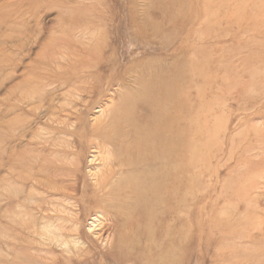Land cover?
Returning a JSON list of instances; mask_svg holds the SVG:
<instances>
[{
    "label": "rangeland",
    "instance_id": "obj_1",
    "mask_svg": "<svg viewBox=\"0 0 264 264\" xmlns=\"http://www.w3.org/2000/svg\"><path fill=\"white\" fill-rule=\"evenodd\" d=\"M137 23L157 38L140 33ZM95 44L110 61L116 89L102 107L121 102L136 76L162 62L177 75L176 96L186 108L175 119L186 130L185 173L174 199L184 225L165 226L175 241L168 255L137 250L129 236L121 256L133 249L137 264H165L168 257L167 264H264V0H0V264H133L117 251L128 224L94 202L76 205L24 179L39 177L47 160L72 165L81 147H74L73 130L92 135L86 128L106 118L99 95L89 109L77 110L83 120L62 114L61 107L76 102L65 93L85 86L79 82L54 96L55 110L47 108L56 88L50 77L72 75L65 54ZM124 82L131 85L123 90ZM16 150L33 166L15 167ZM47 170L55 175V168ZM52 208L67 218H45L54 216ZM66 227L80 240L67 236ZM46 231L63 233L69 243L56 244Z\"/></svg>",
    "mask_w": 264,
    "mask_h": 264
},
{
    "label": "bare ground",
    "instance_id": "obj_2",
    "mask_svg": "<svg viewBox=\"0 0 264 264\" xmlns=\"http://www.w3.org/2000/svg\"><path fill=\"white\" fill-rule=\"evenodd\" d=\"M138 29L140 33L153 35L154 38H157L156 33L150 31L146 26L138 25ZM73 46L71 47L74 48ZM62 48L64 47L62 46ZM101 50L102 46L98 47L95 44V46L86 45L80 51L81 54H77L75 52L77 50H69V54H65L66 56L75 55L73 58L70 56L63 58L71 65L72 75L66 81L64 75H59V77L49 76L51 80L49 79L48 83L56 86L54 89L55 95L51 93L49 98L50 102L47 106L49 113L50 110H55L54 96H57L65 86L72 83L79 82L80 85L85 86H75V84L73 90L65 93L71 102L73 99L76 101L71 109L61 107L60 111L65 117L76 118L79 121L83 120L81 111L78 112L77 110H82V107L83 110L89 109L92 97L95 95L103 96L102 99L104 100L99 107L105 105L106 101L112 100H109L110 92L116 90L111 91L114 87V81L112 82L111 78L113 70H110V61ZM54 61L55 63L58 62V60ZM153 61L151 60V62ZM161 63L160 65H158L159 62H157V65L153 63L154 65L148 66V68L146 66V70H149V68L150 70L136 76L132 80L133 87H130L131 84H127V82L123 83V90L126 89L124 87H130H128L129 90H125L128 92L121 102L114 101L115 103L112 106L110 103V106L102 107L106 112L108 111L106 118H96L98 122L91 125V129L86 128V131L90 130L92 135L86 134L85 131L73 130L72 133L76 134L74 136L77 137V140L73 141L74 147L77 148L79 142L81 147L73 154L75 157L71 160L72 165H67L66 159L62 158H60V163L47 160L44 165L42 164L43 167L39 171V177L31 178L29 175L24 178L26 182L32 180L33 185L39 186L50 194L61 195L62 200L71 199L76 202V205L86 206L94 202L96 207L103 209L104 212H109L117 222L122 221L125 226L128 224L130 228H126L128 235H122V242L121 237L119 238L117 251L120 258L131 260L133 264H137L136 261L140 260L139 256L132 252L133 249L129 253L124 252L125 255L121 256V249H123L121 243H124L125 238L128 239L130 236L131 241L128 240V242L134 241L133 246L137 250L143 252L156 250L157 257L168 255L175 241L174 238H170L169 233H165V226H173L175 222L183 227L185 222V219L180 217L182 214L179 217L176 214L174 215L176 208L179 209L174 205V199H176V194L181 190L180 187L183 184L184 161H186L184 156L187 155L184 150L187 142L186 144L183 143L185 129H179L176 126L175 119L177 117L181 119L183 110H186V108L184 105L182 106V103H178L179 97L177 99L178 95L176 94L178 88L176 86L177 75L173 74L167 63L164 66ZM148 64L146 62L145 65ZM101 68H105L106 72L102 73ZM89 77L94 81L90 82ZM117 80L121 85V73H117ZM84 82L86 83L84 84ZM182 90H186V88ZM90 149L92 153L89 155L88 151ZM107 152H113L111 157L104 156ZM13 157L15 167H19L23 163L33 166V163L22 152L16 150ZM40 163L38 161L35 165L40 166ZM48 168H55L53 177L47 174ZM65 169L68 170L67 173L64 172ZM85 170L92 179L90 182L85 180ZM18 174L19 171L17 170V181H21ZM81 180H83L82 186H80ZM179 188L180 190H178ZM77 194L79 197L76 196ZM43 203L48 204L47 201ZM52 203L54 204V202ZM42 204L38 207L39 212L42 211ZM52 210L55 211L54 216H45V218H53L58 221L67 218V215L63 214L64 210L59 208H52ZM43 218L42 215L38 222H42ZM46 223V227L52 225L49 219ZM31 227L36 228V223H31ZM66 230L68 231L67 236L71 235L75 237L72 239L80 240L76 233H70L72 227H68ZM144 232L147 233L142 235ZM46 233H42V235L51 237L53 241H56V244L60 246L67 245L68 239L63 233L53 236L49 235L50 233L47 231ZM133 233H135V237ZM139 235L145 237L144 245L140 243L141 238ZM181 236H183V229L176 237ZM157 237H162V244L161 241L154 240ZM130 245L132 246V243ZM125 251L128 250L125 249ZM155 256L156 254L153 252L152 257ZM169 260L170 257H168L165 264ZM139 264H143V262L141 261ZM144 264H147V262Z\"/></svg>",
    "mask_w": 264,
    "mask_h": 264
}]
</instances>
